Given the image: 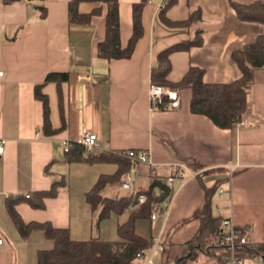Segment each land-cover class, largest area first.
Returning <instances> with one entry per match:
<instances>
[{
  "label": "crops",
  "instance_id": "1",
  "mask_svg": "<svg viewBox=\"0 0 264 264\" xmlns=\"http://www.w3.org/2000/svg\"><path fill=\"white\" fill-rule=\"evenodd\" d=\"M68 1L0 0V69L4 73L0 77V138L5 140L0 158V233L5 240L0 264H34L39 250L52 248L53 242L40 230L23 238L6 204L9 198L48 190L53 181L64 178L65 168L78 165L66 162L64 154L72 149L71 143L79 142L83 129L96 135L95 153L149 151L156 176L150 177L148 166H140L137 185L141 190L148 189L153 180L164 184L173 165L184 160L196 162L201 167L198 172L223 168L229 182L220 185L222 193L216 192L212 199L213 215L228 217L237 226L249 225L248 242H264V63L254 71L247 111L231 130L217 128L207 117L191 113L187 88L180 90L178 109L148 111L149 76L157 52L189 35L173 23L200 10L203 42L169 54L167 80L178 82L188 67L198 66L204 71V82L229 83L240 74L231 52L264 33L263 23L238 19L231 3L254 0H172L163 11L156 9L158 0H147L142 8L143 31L130 56L110 59L96 53L97 42L104 36V6L80 2L79 12L87 13L95 7H101V11L87 22L74 23L68 20ZM138 1L118 0L121 48L132 33V5ZM40 4L45 6L44 16L38 9ZM53 71H68V80L61 84L65 124L59 130L56 86L48 82L42 92L48 98L51 128L56 131L46 135L42 131V105L34 97L33 87ZM117 163H99L108 165L102 174L115 173ZM219 175L176 180L165 197L160 187L151 189L157 198L155 203L167 207L168 213L165 219L149 220L146 231L140 220L136 222L143 236L160 237L149 264H161L164 246L178 247L193 237L199 225L193 215L204 202L202 185H210ZM92 176L80 180L81 198H74L65 184L55 197L43 199V209L18 201L14 210L24 223L49 222L55 228L67 229L71 239H101L82 235L92 213L84 199L95 183L96 175ZM101 193L110 198L126 195L120 183L105 186ZM122 216L124 222L128 213L116 217ZM119 223L116 221L115 232ZM7 226L16 233L9 235ZM41 237L45 239L43 245H32L34 238L40 241ZM244 264L264 262L247 257Z\"/></svg>",
  "mask_w": 264,
  "mask_h": 264
},
{
  "label": "trees",
  "instance_id": "2",
  "mask_svg": "<svg viewBox=\"0 0 264 264\" xmlns=\"http://www.w3.org/2000/svg\"><path fill=\"white\" fill-rule=\"evenodd\" d=\"M8 2L11 0H3ZM42 1V0H39ZM82 1L99 2L105 8L104 36L97 42L96 53L98 57L122 58L129 57L137 39L141 36L143 28L141 23L142 8L147 0H139L132 5V33L124 48L119 45L118 0H69L67 13L69 22L83 23L90 20L93 14L101 11L95 7L87 13L79 12L78 5ZM238 19L244 21H257L264 24V1L254 0L250 3H231ZM41 16L45 15L44 4L38 5ZM163 11V10H162ZM164 19V17H163ZM202 15L200 10H194L178 22L189 35L186 39L170 44L156 54V63L150 70L151 84L167 86L172 89H189L190 112L207 117L217 128L233 129L238 125L247 111V99L253 81L254 71L261 68L264 63V33L258 34L249 43L231 52V58L239 68L240 74L236 80L229 83H206L203 81V69L190 66L178 82L167 80L170 70L169 54L173 51L188 50L192 46L202 44L203 29L200 26ZM68 80V71L48 72L44 81L34 85V97L42 105V131L46 135L55 133L49 120L48 98L42 92L43 86L48 82L55 83L61 127L64 128V111L62 106L61 84ZM71 148L65 151L64 158L68 163H115L118 170L111 175H102L94 185L85 193V201L91 209H99L97 220L109 216L110 213L120 216L128 213L127 219L116 227V240H101L91 238L88 240H74L65 228H55L49 222L24 223L14 210L18 201H26L34 209H43V199L55 197L58 189L66 184L63 177L53 181L48 190L32 192L29 198L16 197L8 199L6 207L9 216L17 231L26 238L33 230H40L46 239L53 242L51 249L39 250L36 254L37 264H144V260L153 247L152 238L143 236L136 229L138 220H151V205L157 198L152 195V188L158 186L162 197L169 194V189L158 180H153L148 189L140 191L146 195V202L135 210H130L131 199L127 196L110 198L101 192L107 185L120 183L122 175L128 169L129 162L123 153L111 154L106 152H86L79 143H71ZM86 153V156L84 154ZM121 160V161H119ZM183 163L193 172L201 167L191 160ZM209 174H220L210 185H202L204 202L199 212L193 215L199 225L193 237L178 247L164 246L162 248L161 264H199L202 257L208 258L212 264H228L230 250L227 245L218 244L221 237L220 225L222 217L213 215L212 199L220 185L229 182V175L223 168L205 170L196 174L197 179ZM124 176V175H123ZM248 239V237H247ZM235 244L236 254L244 258L257 256L264 262V242ZM141 254L143 259H137Z\"/></svg>",
  "mask_w": 264,
  "mask_h": 264
},
{
  "label": "built area",
  "instance_id": "3",
  "mask_svg": "<svg viewBox=\"0 0 264 264\" xmlns=\"http://www.w3.org/2000/svg\"><path fill=\"white\" fill-rule=\"evenodd\" d=\"M172 0H158L157 11L164 10ZM3 70L0 69V77L3 76ZM181 104L180 91L178 89H172L167 86L156 85L149 83L148 86V111L150 113L167 111L178 109ZM81 144L86 152L94 153L98 149L97 137L94 133H91L85 129L82 130L81 138L78 142ZM5 150V140L0 138V158ZM123 157L128 160L129 166L124 174L123 179L120 182V188L125 192V196L131 199L129 205L130 210H135L140 205L144 204L147 200L146 195L140 191L137 185V177L140 166H148L150 177L156 176V169L152 166L150 155L148 150H134L128 149L123 153ZM198 172L191 171L183 162H177L173 165L170 175L165 180V186L170 189L176 180L186 181L196 176ZM218 194L222 193V189H218ZM30 194H25V198H29ZM170 196V195H169ZM168 213L167 207L162 208L159 203H152L150 219L156 220L161 217L166 218ZM221 237L218 244L227 245L230 250L228 264H244V257L236 254L235 244L245 243L251 227L249 225L237 226L228 217H222L220 225ZM153 247L144 260V264H149L157 247L160 244L159 234L152 239ZM5 240L0 235V249L3 246ZM255 260H259L257 256H252ZM137 259H143L141 254H137ZM173 264V263H170Z\"/></svg>",
  "mask_w": 264,
  "mask_h": 264
},
{
  "label": "rangeland",
  "instance_id": "4",
  "mask_svg": "<svg viewBox=\"0 0 264 264\" xmlns=\"http://www.w3.org/2000/svg\"><path fill=\"white\" fill-rule=\"evenodd\" d=\"M84 156H86V153L84 154ZM76 163H78V165L72 164L69 166V168H65L63 174H64V179L66 181V186L70 189L74 198H76L77 196L78 198L79 197L81 198V192H80L81 189L79 188V186L82 185V183H79L80 180H82L83 177L87 179L89 177L90 178L93 177L92 175H96L95 180H94V182H96L99 177H101L102 175H105L102 173L106 172L108 168L106 166L108 165L99 164V163H87L83 161L76 162ZM75 165H76L75 167L76 170H73L72 168ZM84 199H85V195H84ZM90 210L92 211V213L90 212V214L88 215L87 217L88 223H86V227L84 228V230H82L83 237H85L86 239L90 237H100L101 239H104V240H116L117 239V234L115 232L116 221L122 223L125 216L117 218L115 214L110 213L108 217L103 218L102 220L98 221L97 217H98L99 209L97 208V209H90ZM140 222L143 225L144 231H146L149 226L148 220H140ZM7 228L10 230V231L9 230L6 231L8 232L9 235L14 234L13 232L16 233L14 229H12L11 231V227L7 226ZM0 235L2 234L0 233ZM41 238L42 239L40 241L38 238H34L31 241L32 245H36V246H38V244L43 245L42 240L45 241V239L44 237H41ZM51 247H53V243ZM31 254L32 253L30 252V260L33 258V256L31 257ZM34 264H36V254H35ZM199 264H212V262H210L208 258L202 257Z\"/></svg>",
  "mask_w": 264,
  "mask_h": 264
}]
</instances>
